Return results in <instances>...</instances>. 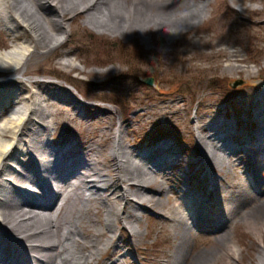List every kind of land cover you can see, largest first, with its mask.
Listing matches in <instances>:
<instances>
[{"label": "bare ground", "instance_id": "6f19581e", "mask_svg": "<svg viewBox=\"0 0 264 264\" xmlns=\"http://www.w3.org/2000/svg\"><path fill=\"white\" fill-rule=\"evenodd\" d=\"M167 1L182 9L183 0ZM146 8L150 9V0H0V24L11 35L6 48L0 50V74L12 77L1 78L0 84L15 87V91L4 94L5 101L0 100V264H123L122 245L126 243L125 252L130 254L141 233L133 229L130 234L135 241L127 244L117 235V228H128L140 219L145 205L158 207L162 218L171 224L173 236L179 238V247L164 264H197L198 259L189 253L182 259L186 232L221 218L216 231L226 232L239 222L236 218L242 215L244 206L264 196V157L255 156L264 152V95L256 99L259 107L253 113L259 125L244 134L246 140L241 147L228 144L234 129L226 120L211 116L197 125L200 152L194 163L205 171V181L209 176L215 185L210 194L223 186L231 169L244 164L236 157L238 152L246 150L254 157L253 172L244 171L242 180L229 181L226 193L218 198H223V212L222 205L212 208L208 198L200 197L190 187L175 192L172 206L161 201V195L171 191L165 187L166 176L182 165L171 142L147 149L136 145L129 148L122 126L113 132L111 118L93 117V109L83 106L66 88L37 81L29 87L14 79L22 72L25 75L24 68L30 61L27 51L40 54V48L48 52L63 44L69 33L65 25L69 14L85 13L84 22L94 29L123 34L127 25H134L132 19L150 15ZM188 8L185 11L191 13ZM182 13L177 12V17ZM207 17L205 12L199 22ZM139 22L150 25V21ZM161 25L168 40L173 41L170 27ZM16 40L21 42L14 43ZM27 43L34 49L30 50ZM66 55L61 66L78 68L69 52ZM239 68L232 66L234 70ZM7 112L10 114L4 116ZM61 120L74 121L97 133L87 144L77 139L52 141ZM253 138L258 141L252 142ZM11 160L19 167L14 169ZM256 175L263 185L257 183ZM231 187L235 196L228 189ZM249 223L251 233L262 238L252 264H264V222ZM222 242L227 245L215 255L217 264L241 262L239 247L226 239Z\"/></svg>", "mask_w": 264, "mask_h": 264}, {"label": "rangeland", "instance_id": "374dc122", "mask_svg": "<svg viewBox=\"0 0 264 264\" xmlns=\"http://www.w3.org/2000/svg\"><path fill=\"white\" fill-rule=\"evenodd\" d=\"M187 7L191 13L185 11ZM181 8L167 0H150V9L146 8L150 15L132 19L134 25H127L123 34L94 29L84 22L85 13H71L67 16L69 33L63 44L48 52L40 48V54L27 51L30 61L24 68L25 75L22 72L14 79L29 87L37 81L66 88L83 106L93 109V117L111 118L113 132L122 126L124 143L129 148L136 145L147 149L156 143L171 142L182 165L166 176L165 187L171 191L162 194L161 201L172 206L175 192L190 187L200 197L208 198L212 208L222 207L220 211L225 212L223 198H218L226 193L229 181L242 180L244 171L253 172L254 157L246 150L238 152L236 157L244 164L231 169L223 186L210 194L215 185L209 176L205 181V171L194 163L200 152L197 125L211 116L226 120L234 129L227 142L234 147L243 146L244 134L257 129L259 123L253 113L259 107L256 99L264 95V0H183ZM179 11L183 13L177 17ZM205 12L208 17L201 23L199 18ZM143 20L150 21V25L139 22ZM161 24L170 27L175 35L173 41L163 33ZM2 28L0 24V50L11 38ZM26 45L34 49L29 43ZM67 52L78 68L61 66ZM232 66L240 68L234 70ZM1 75L0 81L12 78ZM145 77H153L154 85L144 83ZM238 80L244 84L234 88ZM4 85L0 84L2 101L5 93L15 91L14 86ZM95 133L96 129L89 132L74 121L61 120L51 140L77 139L87 144ZM257 141L258 138L252 139ZM255 156L264 157V152ZM9 163L14 169L19 167L15 161ZM255 179L262 184L261 177L256 175ZM228 189L233 196L237 194L234 187ZM261 197L255 204L244 206L242 215L236 218L239 222L226 232L216 231L222 218L189 229L182 259L189 253L198 259L197 264H217L215 255L224 250L227 243L222 241L226 239L242 251L241 262L233 260L231 264H252L262 238L251 233L249 222H264V196ZM145 206L140 219L128 228H117V235L127 244L135 241L130 234L133 229L141 233L130 254L125 252L126 243L122 245L123 264H164L179 247V238L173 236L171 224L162 218L158 207Z\"/></svg>", "mask_w": 264, "mask_h": 264}, {"label": "water", "instance_id": "95a60500", "mask_svg": "<svg viewBox=\"0 0 264 264\" xmlns=\"http://www.w3.org/2000/svg\"><path fill=\"white\" fill-rule=\"evenodd\" d=\"M143 82L148 84V85H150V86H152V85H154L155 80H154L153 77H145V78H143ZM242 84H244V81L238 80V81H235V83L233 84V87L236 88V87H238V86H240Z\"/></svg>", "mask_w": 264, "mask_h": 264}]
</instances>
